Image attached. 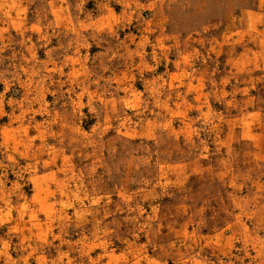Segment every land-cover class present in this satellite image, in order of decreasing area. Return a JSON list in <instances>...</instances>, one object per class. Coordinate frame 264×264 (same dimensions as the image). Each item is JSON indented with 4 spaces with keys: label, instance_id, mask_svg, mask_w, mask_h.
Returning <instances> with one entry per match:
<instances>
[{
    "label": "rangeland",
    "instance_id": "rangeland-1",
    "mask_svg": "<svg viewBox=\"0 0 264 264\" xmlns=\"http://www.w3.org/2000/svg\"><path fill=\"white\" fill-rule=\"evenodd\" d=\"M0 264H264V0H0Z\"/></svg>",
    "mask_w": 264,
    "mask_h": 264
}]
</instances>
